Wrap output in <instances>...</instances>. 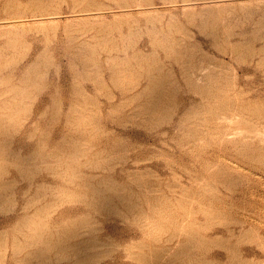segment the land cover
<instances>
[{
	"label": "rangeland",
	"instance_id": "obj_1",
	"mask_svg": "<svg viewBox=\"0 0 264 264\" xmlns=\"http://www.w3.org/2000/svg\"><path fill=\"white\" fill-rule=\"evenodd\" d=\"M144 1L0 0V264H264V0Z\"/></svg>",
	"mask_w": 264,
	"mask_h": 264
},
{
	"label": "bare ground",
	"instance_id": "obj_2",
	"mask_svg": "<svg viewBox=\"0 0 264 264\" xmlns=\"http://www.w3.org/2000/svg\"><path fill=\"white\" fill-rule=\"evenodd\" d=\"M143 1H144V0H143ZM164 1H166V0H164ZM168 1H169V0H168ZM185 1L187 2V0H185ZM185 1H184V2H185ZM189 1H190V0H189ZM191 1H193V0H191ZM245 1H246V0H245ZM144 2H145V1H144ZM149 2H152V0H150ZM170 2H172V0H171ZM173 2H174V1H173ZM176 2H177V0H176ZM219 2H220V1H219ZM219 2H217V3L219 4ZM163 3L166 4V2H163ZM180 3H181V2H180ZM182 3H183V2H182ZM214 3H216V2H214ZM217 3H216V4H217ZM220 3H221V2H220ZM144 4H145V3H144ZM149 4H150V3H149ZM152 4H153V2L151 3V5H152ZM170 4H171V3H170ZM187 4H188V3H187ZM187 4H186V5H187ZM221 4H222V3H221ZM221 4H220V5H221ZM223 4H224V3H223ZM153 5H154V4H153ZM174 5H175V4H174ZM145 6H146V4H145ZM145 6H144V7H145ZM147 6H148V5H147ZM183 6H184V5H183ZM183 6H182V7H183ZM188 6H189V5H188ZM217 6H218V5H217ZM151 7H152V6H151ZM191 7H193V6H191V4H190V7H189V8H191ZM205 7H207V6H205ZM183 8H184V7H183ZM185 8H187V6H185ZM189 8H188V9H189ZM194 8H195V6H194ZM219 8H220V7H219ZM145 9H146V8H145ZM147 9H148V8H147ZM147 9H146V10H147ZM146 10H144V12H145ZM149 10H150V9H149ZM152 10H153V8H152ZM183 10L185 11V9H183ZM156 11L158 12V8L156 9ZM156 11H154V12H155V15H156V13H157ZM188 11H189V10H188ZM147 12H148V11H147ZM154 12L152 11V13H154ZM146 14H148V13H146ZM149 14H150V13H149ZM157 14H158V13H157ZM150 16H152V14H151ZM189 17H190V16H189ZM191 18H192V17H191ZM239 46H240V45H239ZM28 67H30V66H28ZM26 71H28V70H26ZM194 79L197 80V81L200 80V79H203V75L200 74V73H197V74L194 76ZM7 80H8V79H7ZM5 82H6V81H5ZM5 84H6V83H5ZM208 88H209V87H208ZM210 91H211V90H210ZM207 94H208V93H207ZM208 95H209V94H208ZM137 173H138V172H137ZM135 174H136V173H135ZM136 177H137V174H136ZM102 190H103V189H102ZM101 193H102V192H101ZM103 195H104V194H103ZM108 196H109V195H108ZM108 196H107V197H108ZM82 199H83V198H82ZM109 199H110V198H109ZM86 200H87V199H86ZM89 200H90V199H89ZM110 200H111V199H110ZM108 201H109V200H108ZM105 204H106V203H105ZM192 228H193V227H192ZM174 229H175V228H174ZM176 232H177V231H176ZM180 235H182V233H181ZM187 235H189V234H187ZM195 235H196V234H195ZM190 236H191V235H190ZM174 237H175V236H174ZM193 238H194V237H193ZM201 238H202V237H201ZM203 238H204V237H203ZM195 239H196V238H195ZM155 240H156V239H155ZM187 240H188V239H187ZM189 240H190V239H189ZM191 240H193V239H191ZM191 240H190V241H191ZM196 240H197V239H196ZM208 240H209V239H208ZM205 241H206V240H205ZM188 242H189V241H188ZM196 242H197V241H196ZM199 242H201V241L199 240ZM183 243H184V242H183ZM189 243H190V242H189ZM189 243H187V245H188ZM203 244H204V243H203ZM181 245H183V244L181 243ZM181 245H180V246H181ZM185 245H186V244H185ZM190 245H191V244H190ZM190 245H189V246H190ZM77 246H78V245H77ZM203 246H204V245H203ZM205 246H206V245H205ZM168 248H169V247H168ZM78 249H80V248L78 247ZM37 250H38V249H37ZM39 250H41V249H39ZM39 250H38V251H39ZM172 250H173V249H172ZM176 251H177V250H176ZM30 252H32V251H30ZM34 252H35V251L33 250L32 253L34 254ZM39 252H40V251H39ZM173 252H174V254L176 255L175 251H173ZM37 253H38V252H37ZM37 253H35V254H37ZM40 253H41V252H40ZM40 253H39V254H40ZM178 253H179V252H178ZM178 253H177V254H178ZM30 254H31V253H29V255H30ZM39 254H37V255H39ZM152 254H153V253H152ZM168 254H169V253H168ZM170 254H172V253H170ZM31 255H32V254H31ZM37 255H36V256H37ZM153 256H155V254H154ZM159 256H160V254H159ZM163 256H164V255L161 254L160 257H158V256H157V257L160 259V258L163 257ZM176 256H177V255H176ZM29 257H30V256H29ZM32 257H33V256H32ZM150 257H152V256H150ZM150 257H149V258H150ZM174 257H175V256H174ZM30 258H31V257H30ZM80 258H81V257H80ZM154 258H155V257H154ZM154 258H152V259H154ZM158 258H156V259H158ZM78 259H79V258H78ZM146 259H147V258H146ZM161 259H162V258H161ZM171 259H172V258H171ZM176 259H177V258H176ZM176 259H175V260H176ZM79 260H80V259H79ZM79 260H78V262H80ZM149 261H150V260H149ZM75 262H76V261H75ZM75 262H74V263H75ZM81 262H82V261H81ZM172 262H173V261H172ZM74 263H73V264H74ZM76 263H77V262H76ZM76 263H75V264H76ZM181 263H182V262L179 261V264H181ZM251 263H252V262H251ZM251 263H250V262H247V261H244V262H243V264H251ZM71 264H72V263H71ZM163 264H164V263H163ZM177 264H178V263H177Z\"/></svg>",
	"mask_w": 264,
	"mask_h": 264
}]
</instances>
